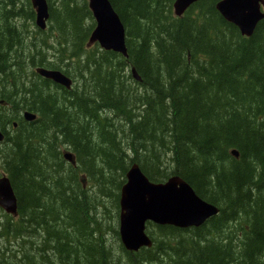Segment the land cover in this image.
<instances>
[{"label": "trees", "instance_id": "trees-1", "mask_svg": "<svg viewBox=\"0 0 264 264\" xmlns=\"http://www.w3.org/2000/svg\"><path fill=\"white\" fill-rule=\"evenodd\" d=\"M162 1L109 0L127 58L86 47V0H47L49 32L3 45L0 160L17 219L0 210V264H264V18L245 38L217 13L218 0H198L179 18L173 0ZM22 19H34L29 0H0V44ZM36 66L61 70L72 87L55 88ZM22 110L37 118L19 117L12 132ZM133 163L153 182L179 176L219 212L195 228L147 223L153 245L119 246L126 257L116 261L89 225L110 196L118 209ZM30 234L43 241L23 253Z\"/></svg>", "mask_w": 264, "mask_h": 264}, {"label": "water", "instance_id": "water-1", "mask_svg": "<svg viewBox=\"0 0 264 264\" xmlns=\"http://www.w3.org/2000/svg\"><path fill=\"white\" fill-rule=\"evenodd\" d=\"M35 11V24L45 28L48 18L46 0H30ZM198 0H174L173 12L181 16L185 10ZM88 8L95 19V27L88 38V45L97 43L104 50H111L127 57L125 46V28L108 0H88ZM216 11L228 23L234 25L239 33L249 37L257 24L264 18V0H218ZM40 76L69 88L72 81L59 70L35 68ZM133 78L138 79L131 69ZM26 121L35 119L33 112L24 111ZM0 132V140L2 139ZM237 156L235 150L231 152ZM63 157L74 164L71 152ZM118 234L127 251H136L140 247H150L151 239L145 233L146 222L156 225H171L185 229L199 227L219 209L202 199L193 188L177 175L163 182H151L142 173L137 164H132L125 174V182L119 192ZM0 207L8 214L16 215V197L9 178L0 177Z\"/></svg>", "mask_w": 264, "mask_h": 264}, {"label": "rangeland", "instance_id": "rangeland-1", "mask_svg": "<svg viewBox=\"0 0 264 264\" xmlns=\"http://www.w3.org/2000/svg\"><path fill=\"white\" fill-rule=\"evenodd\" d=\"M161 2H163L162 0H161ZM171 8H172V10H173V5L171 4ZM175 18V17H174ZM90 21L91 20H88L87 22H89L90 23ZM15 21H11V22H9L10 24V27L11 28H9L10 29V32L8 33V41L7 40H5L4 42H2V44H0V51H1V53H2V50H3V45H5V44H8L9 42H12L13 40H15V38H17V39H20V38H22V39H24V37H23V34H21L20 32L21 31H23L24 33H25V35L26 34H28V35H30L32 38H33V36H34V33H36V31H37V28H36V26L34 25V22H32L31 20H25V19H22V26H20V28H17V32L15 31V26H13V23H14ZM86 22V23H87ZM92 22H94V20L92 19ZM9 31V30H8ZM45 32V31H44ZM47 32H49V31H46V33L45 34H47ZM13 34H14V36H13ZM37 35V34H36ZM27 36V35H26ZM49 36V35H48ZM47 36V37H48ZM53 40V38H48V41H52ZM55 42V41H54ZM26 48H29V46L28 45H24ZM24 47V48H25ZM22 48V47H21ZM21 50H23V48L21 49ZM24 51V50H23ZM18 53H20L19 51H17ZM3 54V53H2ZM1 54V55H2ZM62 56H65V55H62ZM62 56H60V55H58L57 57L59 58V57H62ZM36 57V56H35ZM34 57V58H35ZM65 62H66V60H65ZM25 71H22L21 73H20V75H22V76H25V73H24ZM189 73V72H188ZM191 74V73H190ZM189 74V75H190ZM195 75H196V73H195ZM21 79L22 78H20V80H19V82L21 81ZM111 117V116H110ZM118 121V119L117 118H115L114 119V121L112 122L114 125H115V122H117ZM8 128H9V130H11L12 132H13V129L10 127V126H8ZM125 142V141H124ZM123 144V143H122ZM8 146V145H7ZM117 146H119L120 147V144H118L117 143ZM9 147H6V150L8 149ZM64 148V146H62L61 147V149H63ZM138 149H139V147H138ZM0 155H1V153H0ZM65 161H67L65 158H63ZM1 161V160H0ZM67 163H69V161L67 162ZM3 170H2V162H0V177L3 175ZM80 176L81 177H84V175L83 174H80ZM88 186V184L85 182L84 183V187L85 186ZM111 186V185H110ZM91 190V189H90ZM92 191V190H91ZM107 193H110V191L109 190H107ZM103 198H105V197H103ZM109 200L111 201V202H109V203H107L106 205H102V206H100V208H99V210H96L97 211V213L95 214V215H92V219H93V221H96V223L94 224L93 222L92 223H90V225H89V228L91 229H93V228H95V226L98 228V229H101V231L102 232H104L103 233V235H104V239H102V241H101V243H102V245L105 247V249L107 250V251H110V253H111V256H113L114 257V259H116V261H123L124 260V258L126 257H124V254H123V252L119 249V246H122L121 245V243H120V241H119V237L118 236H116V235H114V233H113V231H112V226L113 227H115V229L117 230V227H118V215H119V211H118V209L115 207L116 206V204H115V202H114V198H111V196L109 197ZM109 200H107V201H109ZM97 201V200H96ZM90 206V208H87L86 210L88 211V214H89V212H91V210L93 209V207H95V206H98V202H94V203H92V204H90L89 205ZM92 208V209H91ZM92 212H93V210H92ZM3 213V212H2ZM17 218H14V220H16ZM28 229H32V228H28ZM98 229L97 230H95V232L94 233H98L97 231H98ZM32 233V232H31ZM35 233V232H34ZM38 234H39V232H38ZM30 235H33L32 236V240L31 239H25V238H27V237H23V241H24V243H25V245H26V249H27V251H21V252H23V253H26V252H29V251H32L33 249H38V247H37V242L38 241H43V239H42V237H39V236H36V235H34V234H30ZM20 247V245L18 246V248ZM25 248V247H24ZM39 250V249H38ZM122 255V256H121ZM58 260H59V257H58ZM72 260H74V261H76L75 262V264H82L83 262L82 261H80V259H79V257H73L72 258Z\"/></svg>", "mask_w": 264, "mask_h": 264}, {"label": "flooded vegetation", "instance_id": "flooded-vegetation-1", "mask_svg": "<svg viewBox=\"0 0 264 264\" xmlns=\"http://www.w3.org/2000/svg\"><path fill=\"white\" fill-rule=\"evenodd\" d=\"M14 25H15V27H16V29H17V27L18 28H20V26L19 25H17L16 24V22L14 23ZM21 34H23V37H30V35H25V33L23 32V31H21L20 32ZM36 35V33H34V36ZM33 36V37H34ZM42 67H44V68H49V67H45V66H42ZM49 69H53V68H49ZM35 73V72H34ZM36 75V74H35ZM22 76V75H21ZM39 76V75H38ZM41 79H46V78H43V77H41V76H39ZM46 80H49V79H46ZM49 82L51 83V84H53V85H55V86H57V87H55V88H59V87H61V85H58V84H56V83H54V82H52L51 80H49ZM63 87V86H62ZM60 90V89H59ZM0 91H3V86H1V83H0ZM1 100H0V106H4V107H9V105H7V103L4 101V99L3 98H0ZM24 110H22V112H23ZM22 112H20V115H18V118H17V120H13L12 121V124L11 125H7V128H8V126H10L13 130L17 127V124L19 123V117L20 118H22L23 120H24V118H23V114H22ZM36 114V113H35ZM25 122H30V121H26V120H24ZM3 131H4V129L3 128H1L0 127V132L2 133V139L0 140V153L3 151V149L5 148V146H6V144H5V135L3 134ZM0 157L2 158V155H0ZM1 162V161H0ZM3 170V169H2ZM4 171V170H3ZM3 174H5V173H3Z\"/></svg>", "mask_w": 264, "mask_h": 264}, {"label": "bare ground", "instance_id": "bare-ground-1", "mask_svg": "<svg viewBox=\"0 0 264 264\" xmlns=\"http://www.w3.org/2000/svg\"><path fill=\"white\" fill-rule=\"evenodd\" d=\"M61 73H63L61 70H59ZM64 74V73H63ZM3 75V74H2ZM65 75V74H64ZM68 77V76H67ZM72 81V80H71ZM1 82V81H0ZM72 87V83H71V85H70V87L68 88V89H70ZM65 89H67V88H65ZM3 92V91H2ZM4 99V98H3ZM1 100V99H0ZM5 135V134H4ZM8 136V135H7ZM11 140V139H10ZM133 164H135V163H133ZM132 165V164H131ZM129 169V168H128ZM127 172V171H126ZM126 174V173H125ZM104 197V196H103ZM1 218V217H0ZM10 220V219H9ZM3 235V234H2ZM3 236H5V235H3ZM11 236V235H10ZM20 239V238H19ZM17 240V239H16ZM21 244H23V242L21 243ZM18 246V245H17ZM43 260V259H42ZM47 261V260H46Z\"/></svg>", "mask_w": 264, "mask_h": 264}]
</instances>
